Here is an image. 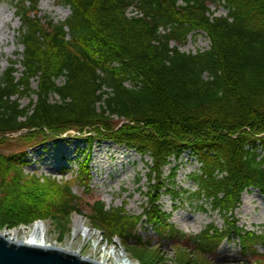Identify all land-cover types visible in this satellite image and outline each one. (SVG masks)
I'll list each match as a JSON object with an SVG mask.
<instances>
[{"label": "trees", "instance_id": "obj_1", "mask_svg": "<svg viewBox=\"0 0 264 264\" xmlns=\"http://www.w3.org/2000/svg\"><path fill=\"white\" fill-rule=\"evenodd\" d=\"M59 1L71 10L62 22L40 16V0H0L15 9L23 48L0 75V143L21 134L32 138L33 148L71 131L86 136L89 149L78 181L88 191L95 140L148 156L145 216L162 239L178 244L188 237L158 204L170 191L164 172L172 159L188 151L197 157L201 168L192 175L197 190L184 192L203 199L226 222L244 192L264 196V0ZM214 4L228 15L217 16ZM195 32L206 35L210 48L182 51L179 44ZM33 95L37 100L23 107L20 100ZM27 155H0V225L16 228L83 214L69 185L25 173ZM55 188L61 197L37 193ZM88 206L93 225L146 247L136 234L142 216H129L123 207L107 209L100 200ZM229 225L226 237L235 234L244 254L264 260L257 252L264 248V231ZM218 231L210 225L192 241L209 253L223 242L216 239Z\"/></svg>", "mask_w": 264, "mask_h": 264}, {"label": "rangeland", "instance_id": "obj_2", "mask_svg": "<svg viewBox=\"0 0 264 264\" xmlns=\"http://www.w3.org/2000/svg\"><path fill=\"white\" fill-rule=\"evenodd\" d=\"M39 9L40 16H48L56 22L65 21L71 15L70 8L59 0H40ZM212 11L217 16L228 15L225 7L215 4L212 5ZM129 15H136V11L130 10ZM20 27L21 22L16 17L15 9L8 3H1L0 75L9 67L11 60L18 58L16 54L23 52V48L17 43V32ZM179 45L184 52L197 53L209 49L210 41L204 33L195 32L186 43ZM18 68L23 71L21 66ZM17 76L20 77L19 74ZM37 85L38 83L34 82L33 89H36ZM34 100H37L35 95L23 97L20 103L23 107H28ZM114 120L118 121L116 118ZM119 125H122L121 122ZM6 138L5 142L0 143L1 156L20 151L27 152V165L24 166L26 174L39 178L51 176L61 182L59 184L69 185L72 192L81 199L79 205L84 211L83 215L73 214L66 218L42 221L46 228L47 245L70 246L82 256L99 262L107 258L106 254H109L112 259L108 264H112L114 260L116 262L117 257L129 260L133 264H264V260L261 261L256 256L243 253L244 249L239 245L240 238L235 234L226 237L229 222L235 224L236 228H241L243 232L256 231L260 234L264 231V197L257 190L245 192L240 206L233 217H230L229 222H226L225 218L206 205L203 199L198 200L197 195L184 192L185 190L191 193L196 192L197 186L193 183L192 175L201 168L197 157L189 151L184 153L178 161L172 159V165L165 169L164 176L167 178L166 182L170 186V191L162 193L158 203L162 212L167 214L170 220L168 222L188 237L187 240L178 244L162 239L158 235L157 227L149 223L145 216V209L149 207L148 193L150 192L147 165L151 163V159L148 156H143L133 149L111 141L95 140L92 147L91 172L88 181L90 190L88 191L82 181H78L79 163L83 160L84 154H87L86 136L78 138L65 136L63 140L50 145L39 144L33 148L29 146L32 138L21 139V134L6 136ZM64 166L67 167V172L61 174ZM176 166L178 169L174 172L175 175L171 176V168ZM46 190L39 189L37 193L49 200L62 196L60 188L51 190L49 194ZM99 200L103 201L108 209L123 207L129 216H142L143 226L138 225L136 234L142 238L146 247H139L135 240H132V243H126L119 235L111 236L93 225L89 219L92 212L88 204ZM77 218L83 220L89 232L88 235L75 233ZM210 225L215 226L219 234H222L216 239L220 240L221 237L224 239L221 244H213L209 253L201 252L192 240L201 235ZM31 227L33 225L26 228ZM22 228L0 225V233ZM16 239L22 241L24 235L19 234ZM257 252L264 254V248L258 247Z\"/></svg>", "mask_w": 264, "mask_h": 264}, {"label": "water", "instance_id": "obj_3", "mask_svg": "<svg viewBox=\"0 0 264 264\" xmlns=\"http://www.w3.org/2000/svg\"><path fill=\"white\" fill-rule=\"evenodd\" d=\"M0 264H108L82 256L70 246L18 241L0 233Z\"/></svg>", "mask_w": 264, "mask_h": 264}, {"label": "bare ground", "instance_id": "obj_4", "mask_svg": "<svg viewBox=\"0 0 264 264\" xmlns=\"http://www.w3.org/2000/svg\"><path fill=\"white\" fill-rule=\"evenodd\" d=\"M45 229L46 228L43 223H37L33 225V227L31 228L23 227L21 230L16 229L13 231H5L4 234L12 235L14 238L18 237L19 234H23L24 239L22 241H38V242H41L47 245L46 240H45ZM75 233L76 234L77 233H85V234L89 233L82 220L77 219L75 221ZM106 255H107V258L103 259L102 262L109 263L110 260L112 259V256H110L109 254H106ZM119 258L117 257L116 262L114 260L112 264H128L129 263L128 261L122 260L121 258L119 260ZM129 264H132V263H129Z\"/></svg>", "mask_w": 264, "mask_h": 264}]
</instances>
